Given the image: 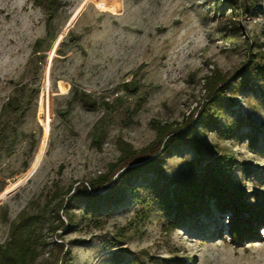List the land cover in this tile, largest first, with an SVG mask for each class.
Wrapping results in <instances>:
<instances>
[{
    "label": "rangeland",
    "instance_id": "obj_1",
    "mask_svg": "<svg viewBox=\"0 0 264 264\" xmlns=\"http://www.w3.org/2000/svg\"><path fill=\"white\" fill-rule=\"evenodd\" d=\"M41 1L0 0V245L21 211L107 171L120 142L139 150L154 140L153 122L193 124L203 78L218 69L232 82L219 124L195 123L196 144L158 160L159 182L140 172L115 207L71 208L63 250L68 264H264V0H57L55 11ZM221 157L232 158L251 210L239 220L254 232L240 241L207 192L176 224L158 198L170 180L166 190L201 181L204 162ZM52 253L33 264H60Z\"/></svg>",
    "mask_w": 264,
    "mask_h": 264
},
{
    "label": "trees",
    "instance_id": "obj_2",
    "mask_svg": "<svg viewBox=\"0 0 264 264\" xmlns=\"http://www.w3.org/2000/svg\"><path fill=\"white\" fill-rule=\"evenodd\" d=\"M39 4L53 11L57 9V0H43ZM234 7L235 12L241 14L246 6L236 4ZM229 21L235 23V20ZM49 34L47 27V35ZM262 75L264 77V72ZM203 79L206 100L199 108L193 124L153 122L155 138L147 146L136 150L129 143L120 142V154L107 171L86 180L72 192L71 186L64 191H55L40 211L34 213L21 211L17 219L10 224L8 240L0 245V264H33L42 254L53 256L54 251L62 253L59 257L60 264H68L70 250L68 246L65 251L63 250L68 242L63 240L62 235L64 227H71L73 224L72 217L69 216L71 208L82 206L83 211L91 215L98 213L102 208L115 207L124 200L125 191L131 187L140 172L153 171L155 174L153 183L159 182L162 173L157 170L158 160L182 145L193 147L198 141L195 123L200 122L203 126L219 124L222 103L226 101L224 94L232 82L218 69L212 70ZM244 81L246 85L247 81ZM71 89L76 100L86 107H95V101L88 94ZM231 163L232 158L228 157L204 162L201 181L181 179L171 190L166 189L172 180L163 184L158 198L163 200L164 210L171 221L175 224L184 221L201 210L200 205L210 198L214 200L218 209L227 210L232 216L233 220L228 230L233 239L240 241L243 235H252L253 228L249 227L246 230L243 222L239 220V215L244 210H251L245 203L244 191L238 189L231 181L232 169L229 167ZM204 191L207 192L208 199L204 198ZM60 211L64 213L67 223ZM253 217L262 219L257 214Z\"/></svg>",
    "mask_w": 264,
    "mask_h": 264
},
{
    "label": "bare ground",
    "instance_id": "obj_3",
    "mask_svg": "<svg viewBox=\"0 0 264 264\" xmlns=\"http://www.w3.org/2000/svg\"><path fill=\"white\" fill-rule=\"evenodd\" d=\"M99 5V4H98ZM102 6V8H108V6L107 5H101ZM49 59V58H48ZM46 74H47V72H46ZM46 98L48 99V97L46 96ZM46 98H44V99H46ZM47 99H46V103H45V101L42 103V107H43V110L44 111H46V116H48V101H47ZM46 104V105H45ZM40 106V105H39ZM40 109V108H39ZM42 110V109H41ZM42 112V111H41ZM43 146H44V142H43Z\"/></svg>",
    "mask_w": 264,
    "mask_h": 264
}]
</instances>
